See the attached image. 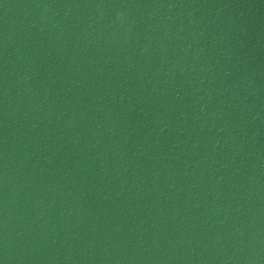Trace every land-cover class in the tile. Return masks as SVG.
<instances>
[{
	"label": "water",
	"instance_id": "obj_1",
	"mask_svg": "<svg viewBox=\"0 0 264 264\" xmlns=\"http://www.w3.org/2000/svg\"><path fill=\"white\" fill-rule=\"evenodd\" d=\"M0 264H264V0H0Z\"/></svg>",
	"mask_w": 264,
	"mask_h": 264
}]
</instances>
